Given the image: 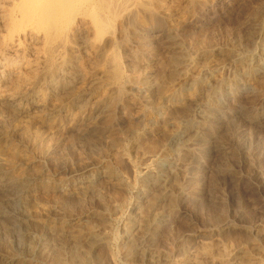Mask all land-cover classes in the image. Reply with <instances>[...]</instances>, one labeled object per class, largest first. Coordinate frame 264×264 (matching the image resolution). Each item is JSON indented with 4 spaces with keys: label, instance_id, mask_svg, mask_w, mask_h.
Wrapping results in <instances>:
<instances>
[{
    "label": "rangeland",
    "instance_id": "obj_1",
    "mask_svg": "<svg viewBox=\"0 0 264 264\" xmlns=\"http://www.w3.org/2000/svg\"><path fill=\"white\" fill-rule=\"evenodd\" d=\"M198 1H136L152 18L132 35L127 55L122 48L117 51L129 55L127 63L121 58L123 73L140 83L128 91L112 123L94 117L97 123L89 131L84 122L95 104L113 92V81L106 78L91 92L87 82L76 84L86 90L80 111L60 89L58 103L65 101L64 108L55 110L48 102L39 115L2 120L4 168L16 178L29 165L34 168L24 191L0 187V264H88V254L90 264H264V0H211V8L193 10L192 2ZM193 13L196 22L170 31ZM120 24L119 15L113 26ZM173 56L183 59L175 67L166 60ZM103 65L95 67V75ZM250 67L261 71L247 84L244 74ZM215 88L227 92L209 113L206 104ZM206 117L210 126L200 145L184 149ZM183 158L195 161L194 171L177 169ZM147 163L152 170L145 173ZM174 171H179L174 192H164L161 183ZM143 179L151 182L144 192ZM172 209L175 216L166 225L148 222L149 216ZM142 228L156 230L152 240L137 241ZM78 232H91L92 239ZM132 239L138 251L130 259L126 250Z\"/></svg>",
    "mask_w": 264,
    "mask_h": 264
},
{
    "label": "bare ground",
    "instance_id": "obj_2",
    "mask_svg": "<svg viewBox=\"0 0 264 264\" xmlns=\"http://www.w3.org/2000/svg\"><path fill=\"white\" fill-rule=\"evenodd\" d=\"M133 1H135L134 3H136L138 5L134 4ZM136 1H138V0H0V126H2V120L5 123L4 120L7 121V118H9L11 116H13L15 118L16 117L19 118L22 116V118H23V116H30L33 114L39 115V113L44 111V108L48 102L55 104V106H53L55 110L64 108L66 106L64 104L65 101H64V103H58L57 91L60 89L64 90L65 93L70 95L69 98H70L71 107H74V109H76V110L82 109V107H83L82 102H83V98L86 96V90L80 89V91H79L77 89L78 86L76 84L80 80H81V82L82 81L87 82L89 86H88V89L87 88L86 89L91 92L92 88L95 85H97L98 81L102 78L112 80L113 84H114V90L105 99H102L95 104L94 109L91 110L92 115L90 117H88L84 122L87 126L86 129H88L89 131L91 130L90 128H93L97 123V121H95L94 117L100 118L102 115L103 120H105L106 123H108V124L112 123L116 119L115 110L118 107L124 106L126 104V95H127L128 91L136 89L138 87V83H140L139 81H137L138 80L137 78L131 80L129 77H127L123 73V70H122L123 66L121 67V63H122L121 58L127 59L125 63L130 61V59L127 58L129 55L128 56H126V55L128 53L127 48H129L130 44H131L132 35L137 34V29H140V28L146 29V26L148 24L147 19L152 18V14L146 8H144L145 6L142 5V3H140V2H139L140 3L139 4ZM211 3H212L211 0H202V1H198L196 3L192 2L191 6L193 7V10H195L194 9L195 6H200L204 9H208V8H211V6H210ZM139 10H144V17L143 16L140 17L143 12L140 11L141 13L138 14ZM253 13H256V12H253ZM119 15H120V17H122V24L118 25L117 27H114L113 26L114 18L117 16L119 17ZM195 15L196 14L193 13L189 18H187L183 22H180L177 24H172L170 27V31L172 30V31L178 32L186 24L196 22L195 20H197V19H196ZM257 16H258V14H257ZM259 17H261V16H259ZM253 25L255 26L258 24H253ZM251 32L253 33L254 31H251ZM250 36H252V35H250ZM252 37H249V39ZM212 42L213 41H211V43ZM203 44H201V45H203ZM215 44H213V45H215ZM111 48H113V50H114L112 54H110ZM118 48H122L123 53H126V55L123 56L122 53L121 54L118 53V51H117ZM171 51L173 52V50H171ZM176 54H177V56L180 55L179 53H176ZM176 54L174 52V55H176ZM184 54H185V52H184ZM177 56L176 57L173 56V58L166 59V60H168V64L171 65L177 61L183 60ZM186 62H189V61H186ZM102 63H105V65H103L104 69L99 71L100 73L95 75L93 70L95 69V67L100 66ZM184 63H185V61H184ZM108 65L109 66L114 65V67L112 66L114 68V70H113V68L111 69ZM156 65H155V67H156ZM166 65H164V66H166ZM161 67H162V65H161ZM166 67H168V65ZM174 67H175V65H174ZM109 68H110V70H109ZM169 68L171 69L172 66ZM261 68H262V66H261ZM259 69H260V67L259 68L258 67H254V68L250 67L246 70L244 77H246L245 79L247 81L246 82L247 84H249L250 81L256 77V75L259 73L258 71H261ZM173 70L175 71V69H173ZM184 70H183V72H184ZM158 74H160V73H158ZM180 74H182V73H180ZM141 75H143V74H141ZM99 76H101V77L99 78ZM184 76H185V74H184ZM263 79H264V77H262V79L260 81L262 82ZM260 81H259V83H260ZM247 84H245V86H247V88H249V86ZM80 85H81V83H80ZM233 85H235V88L238 89L241 85V82L237 81ZM262 85H264V83ZM220 86H221V84H220ZM167 92L168 93H166V95L169 94V91H167ZM226 92L227 91L224 88L216 89L213 92V96H212L211 101L209 102V100H207L208 103L206 104V107H207V110L209 111V113L211 111L215 110L219 106V98L221 96H223ZM261 94H263V93H261ZM67 98H68V96H67ZM208 98H210V97L208 96ZM60 100H61V96H60ZM171 101H173V100L170 99V102ZM160 102H161V100H160ZM147 103H149V102H147ZM169 106H171V105H169ZM180 111H183V110H180ZM184 111H185V109H184ZM179 114H180V112H179ZM189 114H185V115H189ZM57 115H58V113H57ZM164 121H165V119H164ZM30 122L31 121H29V123ZM191 122H193V120H191ZM133 124H134V122H133ZM140 125H142V124H139V126ZM137 126H138V124H137ZM209 126H210V119H209V117H206L203 119L199 128L196 131H194L195 134L193 133L194 135L189 137V139L183 144V148L184 149H190V148L194 147L198 143V141L202 138L204 132L209 128ZM127 127H129V125ZM17 128H19V126ZM49 128H50V126H49ZM6 129H8V128H6ZM184 129H186V128H184ZM28 130H29V128H28ZM21 133H23V132H21ZM125 133H127V132H125ZM67 135H69V134H67ZM112 138H114V137H112ZM4 139H5V137H4ZM25 139H27V138H25ZM28 139H29V137H28ZM160 141H162V140H160ZM71 142H72V139H71ZM114 142H115V140H114ZM128 142H129V140H128ZM120 143H122V142H120ZM157 144H158V142H157ZM2 145H3V143H2ZM149 146L151 147V145H149ZM0 147H2V146L0 145ZM186 151L187 150H185V152ZM168 152L169 151L167 149H165L164 154H168ZM176 153H177V151H176ZM178 154H179V152H178ZM172 160H174V159H172ZM176 160H178V159H176ZM185 160H188V159L183 158L182 161H177V163H176L177 169L178 168H180L179 170H183V169L185 170L186 169L187 171L190 172L194 168L195 161H189L186 163ZM2 163L3 162H2L1 154H0V187L2 186V184H7L6 186H9L10 189L13 188L16 191L18 190L21 192L24 191L26 189V185H27L25 182L26 176L28 174H30L29 172L34 168V165H29L28 169L23 173V175L21 174L20 178H16V177H13L12 175H10V173L8 172L7 169L4 168L5 166ZM173 165L175 166V164H173ZM143 170H145V173L150 172L152 170L151 164L147 163V165L144 167ZM194 170H192V171H194ZM178 172L179 171L171 172V174L167 178L165 177L166 179H164L162 181L161 187H163L164 192H167V193L174 192V183L176 182ZM36 174H37V172H36ZM28 176H30V175H28ZM196 180L197 179H195V181ZM150 183L151 182H149V180H147V179H143L141 181L143 192L145 190H147V187L150 186ZM197 185H199V184H197ZM159 186H158V188H159ZM161 187H160V189H161ZM141 195H143V194H141ZM180 196H181V199L186 198L187 191L184 188H182V190L180 192ZM160 213L161 212H159V214ZM165 213H166V211H165ZM174 216H175V211L172 209L166 215L149 216L148 222H150L151 224H154V225H159L160 223L163 224L162 222L166 221V223H165V225H166L167 221H171L174 218ZM129 225H130V223H129ZM107 226L108 225L103 226V227L107 228ZM52 228H54V227H52ZM154 228H156V227H154ZM55 229L62 230L61 227L60 228L58 227ZM155 231L146 232L142 228L136 234L137 235L136 237H138L137 241L139 240L141 243V241H146L148 239H151L153 237ZM86 233H87V235L85 233L78 232L79 236L86 235L87 236L86 239H92L93 234L91 232H89V233L86 232ZM18 236L20 238H24L23 234H19ZM132 240L134 241V239H132ZM85 241L87 242V240H85ZM137 241L136 242L134 241L127 248V250H126L127 254L125 252L127 258L128 257L132 258L136 254V252L138 251L137 250L138 249ZM96 244H97V242H96ZM204 251H206V250H204ZM40 252L42 253V251H40ZM199 255H198V257H199ZM154 257H152V260ZM157 257L159 258V256H157ZM196 257L197 256L195 255V258ZM232 259H233L232 255L227 257V260L229 262ZM91 260H92V258H90V254H88V256L86 257V262L88 264H90Z\"/></svg>",
    "mask_w": 264,
    "mask_h": 264
}]
</instances>
